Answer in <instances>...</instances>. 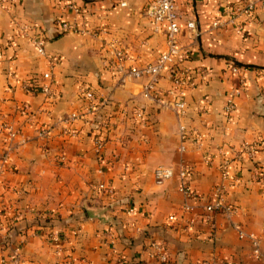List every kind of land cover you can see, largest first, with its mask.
<instances>
[{"label":"crops","instance_id":"crops-1","mask_svg":"<svg viewBox=\"0 0 264 264\" xmlns=\"http://www.w3.org/2000/svg\"><path fill=\"white\" fill-rule=\"evenodd\" d=\"M238 1H175L179 40L188 51L178 64L193 73L184 122L203 137L182 152L179 120L168 106L173 74L160 76L157 96L165 102H158L143 96L148 78L118 74L106 63L113 43L127 52L126 69L165 51L164 29L145 15L148 0H0V120L21 131L0 172V264H117V257L124 264H264L254 258L249 238L262 240L264 255V0L252 18L236 20L240 31L212 29L216 17L227 19L224 6ZM60 20L88 32H63ZM190 20L198 36L187 28ZM21 25L32 29L23 33ZM33 38L45 41L46 55L36 51ZM231 61L240 74L229 71ZM49 72L52 82L43 79ZM30 81L50 85V94L25 91ZM85 88L108 100L100 113L110 126L104 166L92 124L68 121L83 110ZM237 88L235 110L226 114V100ZM133 107L146 111L149 125L128 116ZM42 128L45 138L39 136ZM5 140L0 134V154ZM252 144L259 149L250 158L242 149ZM182 164L199 194L188 214L179 190ZM159 166L172 167L174 176L158 183ZM224 166L238 181L223 182ZM101 183L113 185V198L100 193ZM221 183L225 200L238 211L232 219L214 215L211 225L203 221L201 205L213 201Z\"/></svg>","mask_w":264,"mask_h":264},{"label":"built area","instance_id":"built-area-1","mask_svg":"<svg viewBox=\"0 0 264 264\" xmlns=\"http://www.w3.org/2000/svg\"><path fill=\"white\" fill-rule=\"evenodd\" d=\"M12 2H18L21 0H11ZM176 0H148L145 7V15L154 25L156 29L162 27L165 32L166 38V49L165 51L158 56L154 61L145 62L141 65H132L127 69L125 68V62L129 60V56L125 50L120 47H117L113 43L111 46H115V51L113 57L107 58L106 63L107 67L118 73L123 74L135 79L139 78H148L147 83L144 85L143 96L146 98L156 99L158 102L163 101L158 94L157 83L161 75L166 72H171L173 74V88L168 91L170 99L168 101V106H170L177 115L179 120V136L181 141L180 150L185 151L188 143L198 144L203 138L201 135L195 133L193 130L189 129L185 122L184 118L188 111V104L186 101L187 90L193 86V73L186 67H181L178 62L185 60L188 54V51L183 47L179 40V33L181 31L180 16L177 13ZM258 0H240L238 2L232 3L230 5L224 6V18L222 20L219 16L214 19L212 22V29H225L227 27L234 26L235 29L240 31V27L236 25V20L241 16H246L247 18H252L256 11ZM125 5V3H122ZM69 8L76 11L73 5H69ZM58 27L63 32H88L86 27L77 28L75 23L72 21H62L57 22ZM187 28L195 34L199 35V28L194 20L187 22ZM20 31L26 33L32 28L27 25H21L19 27ZM91 32V31H90ZM102 32L98 33L92 31L91 34L94 36H99ZM33 44L36 47V51L41 55H46L45 51V41L40 38H33ZM107 47H110V43L107 44ZM57 62V58L53 57L51 60V66ZM228 69L232 74H240L242 68H240L235 62H228ZM199 74L202 78L205 77L206 72L200 70ZM52 73H45L43 79L52 82ZM264 78V74H263ZM241 83L243 80L241 79ZM25 91L29 92L32 90H39L42 93L50 94V85L43 84L40 87L34 83L27 82L24 85ZM241 94V88H237L233 93L230 94L229 98L226 100L224 105V112L230 114L235 110L236 107V98ZM82 97L84 99V107L81 112H73L70 114L68 121H82L88 125L92 124L90 127V132L93 136V142L95 145L96 153L101 165H105L103 158V150L107 142V131L109 130V120L106 117L100 115L101 109L106 107L108 100L106 98L98 99L96 94L93 91H88L86 88L82 90ZM128 116L134 119L138 124L142 126L149 125V118L146 111L140 107H133L128 111ZM20 129L16 128L10 122H4L0 120V134L6 135L5 145L2 148V153L0 154V172L4 170L5 165L10 159L11 153L13 151V141L20 135ZM48 132L46 129L42 128L39 130V136L42 138L47 137ZM259 149L258 144L246 145L243 147V154H246L248 157L253 158L257 150ZM261 173L264 175V168L261 169ZM155 180L158 183H162L174 176V169L170 166H159L155 169L154 172ZM180 176V186L179 190L184 195L186 203L183 206V211L185 214L191 213L193 206L192 202L199 199V194L197 191L187 182V169L185 165H181L179 170ZM222 180L224 181H238L236 175L233 176L228 172L226 166H224L222 173ZM224 184L221 183L216 187L214 192L213 201L206 202L201 205L203 209L202 219L206 223L213 225V218L216 214H223L228 219H232L233 216L237 213L238 207L234 204L227 202L224 198ZM98 190L104 196L108 198H113L116 194L115 188L111 184L101 183L98 185ZM176 215H170L169 220L175 221ZM192 224L191 221H186V227H190ZM5 227L3 224H0V228ZM240 238H244L246 235L243 231L239 232ZM249 238L253 244L252 254L254 258L264 262V255L261 252V242L262 240L257 238L254 234H250ZM264 239V237H263ZM15 253V250H12ZM159 259L161 262L166 263L168 258L166 254L160 253ZM117 264H124L122 258L117 257ZM209 262H200L197 264H208ZM211 264H232L230 262L219 261L218 259H213Z\"/></svg>","mask_w":264,"mask_h":264}]
</instances>
